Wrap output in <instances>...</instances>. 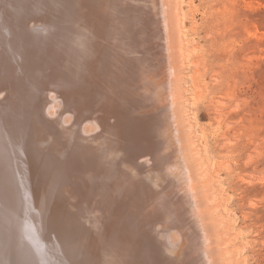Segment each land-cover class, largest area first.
Returning <instances> with one entry per match:
<instances>
[{
  "label": "bare ground",
  "instance_id": "6f19581e",
  "mask_svg": "<svg viewBox=\"0 0 264 264\" xmlns=\"http://www.w3.org/2000/svg\"><path fill=\"white\" fill-rule=\"evenodd\" d=\"M175 2L164 0L171 8L166 13L175 6L181 10ZM155 5L156 0H0V264H205L191 212L182 204V175L180 181L165 169L177 156L167 115L174 92L166 97L164 76L185 66L183 53L178 57L179 31L173 36L181 39L172 38L180 40L178 49L165 41L172 34L162 39L176 52H164L169 59L183 63L172 65L166 57L171 66L164 65ZM187 7L193 20L195 7L191 1ZM198 61L191 62L194 73ZM164 67L173 71L160 76ZM170 83L176 92L182 85ZM64 108L71 110L65 115L69 123L57 118L65 117ZM215 205L218 225L229 227ZM167 231L178 241L173 246L164 239ZM224 232L220 240L231 243ZM233 244L227 247L234 254Z\"/></svg>",
  "mask_w": 264,
  "mask_h": 264
},
{
  "label": "rangeland",
  "instance_id": "374dc122",
  "mask_svg": "<svg viewBox=\"0 0 264 264\" xmlns=\"http://www.w3.org/2000/svg\"><path fill=\"white\" fill-rule=\"evenodd\" d=\"M172 1L174 2V0ZM176 1L174 4H178L180 1L181 10L173 4L175 11L171 10V14L170 12L166 13L168 12L166 8L170 6L163 5L164 0H156L158 8L155 5V15H157L158 28L161 33V43L159 42L158 48L166 49L165 51L160 49L163 56L165 55L163 57V61L165 60L164 65L165 67L171 66L169 62L175 65L176 63L173 64V60L174 62L176 60L180 65L184 62L182 66H185H183L184 71L180 70L182 80L178 68L173 66L175 71L172 67H164L162 69L163 73L160 75L163 76L168 69L175 72L176 77H174V74L171 75L170 71L167 72L166 77L164 76L166 86H164L163 92L167 93L166 97L174 92L176 95L172 93L173 100L171 95L169 96L173 102L178 101L177 99L182 95V99L180 98L181 103L180 101L179 103H173L166 98L168 107L170 106L169 109L167 108L169 127L171 130L172 124L173 129L170 136H173L172 139L174 138L173 141L176 146L174 153L177 156V161L174 158L176 162L169 163L165 169H168L167 172L169 173L173 172L179 178L182 175L183 189L181 192H187L186 195L184 194L186 196L184 199L187 200L186 202L183 201L182 204L186 203L191 212V218L189 217V219L192 221L193 234L197 232L196 235H199L198 243L205 264L208 260L210 262L208 264H229L228 262L230 264H264V0ZM189 1L195 7L193 20L187 14ZM159 4L163 6L159 7ZM177 9L179 12H176ZM161 10L163 13L168 14L167 17H169L170 23H173H171L173 32L167 29H170V23ZM156 12L158 13L156 14ZM174 23L181 26V28H175L177 26ZM165 24H167L165 28L168 32L163 31ZM173 28L176 30H173ZM176 31L181 32L179 34L182 35V39L176 35L182 40L179 41L183 45L179 46V41L173 43L176 36L173 35ZM166 36L170 38H164L165 41H171L173 38L171 42L173 45H170V47L177 43L179 49L176 45L175 47L180 53L178 57H181V53H183L182 57L179 58L180 61L182 59V63L179 59H175L178 57L173 60L172 58L169 59L168 55L171 57L173 56L172 53L175 55L176 52L172 49V51L170 50L172 53L168 54L170 52L169 45H165L167 42L162 39ZM178 38H175V40L177 41ZM181 46L183 48L182 52L180 51ZM193 46L196 48H193ZM166 51L168 55L164 53ZM166 57H168L169 62H167ZM195 58L199 61L196 68L198 72L194 73L193 68L195 66L191 62ZM182 66H179V68L182 69ZM191 72L196 75V78L194 76L192 80L196 81L197 85L189 79ZM178 76L180 79H176ZM171 77H174L173 80L176 79L175 83L177 82V84L173 83ZM170 82L176 87L180 86L178 83L181 82L183 87L182 85L180 88L177 87V92L178 88L180 92L177 93L176 88L168 84ZM191 83H194V85L192 86ZM168 85L173 87L174 90L171 91ZM175 96L179 98L176 97L175 99ZM53 104L49 109L54 114L56 105ZM175 104L177 105L175 106ZM181 109L184 111L183 114L186 113L185 115L180 114ZM66 110L61 111V116L72 115L70 109ZM66 116L57 118L61 119L62 122L68 120L67 123H69L71 116L69 119ZM186 126L189 129L191 128L192 139L186 138ZM191 140L192 144H190ZM194 140L197 144L194 143ZM188 146L191 148L189 149ZM193 147H198L196 148L198 153ZM147 163L150 164V161L145 164ZM205 173L206 175H203ZM202 175L207 176V178H202ZM206 179L212 180L210 183L214 186L208 184ZM189 185L192 186L189 187ZM188 197L191 199L188 200ZM217 203L219 204L217 205ZM214 204L217 205H215L216 207L219 206L220 212L223 210L222 214L229 218L227 220L230 223L229 227H224L221 222L222 226L218 225L217 220L220 221L221 217L217 216L218 212L214 208ZM212 210L213 212H211ZM197 213L201 216L204 224L201 223ZM183 221L185 222V220ZM214 223L217 224L214 225ZM176 226L175 224V226H172L173 228L170 227L168 230L176 229ZM217 226H221V228H217ZM223 228L225 232L221 230ZM168 232L170 231H167L164 239L167 244L173 246L178 241H175L176 239L173 236V238L169 237ZM223 232L227 235L224 236L225 239L228 236L231 238V243L229 239L224 241L222 238L224 242L220 240L219 234H221L220 237H223ZM200 237L203 241L199 240ZM204 240H208V245ZM169 241L170 243H168ZM221 242L224 245H221ZM225 242L234 243L233 245L236 247L234 254L231 250L233 248L231 246L227 247L229 244ZM204 246L206 247L204 248ZM204 249H208L207 251L210 253L208 252V254Z\"/></svg>",
  "mask_w": 264,
  "mask_h": 264
},
{
  "label": "water",
  "instance_id": "95a60500",
  "mask_svg": "<svg viewBox=\"0 0 264 264\" xmlns=\"http://www.w3.org/2000/svg\"><path fill=\"white\" fill-rule=\"evenodd\" d=\"M143 164H145V162H143Z\"/></svg>",
  "mask_w": 264,
  "mask_h": 264
}]
</instances>
